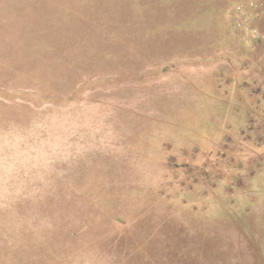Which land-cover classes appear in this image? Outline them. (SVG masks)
Masks as SVG:
<instances>
[{
  "label": "rangeland",
  "instance_id": "374dc122",
  "mask_svg": "<svg viewBox=\"0 0 264 264\" xmlns=\"http://www.w3.org/2000/svg\"><path fill=\"white\" fill-rule=\"evenodd\" d=\"M0 264H264V0H0Z\"/></svg>",
  "mask_w": 264,
  "mask_h": 264
},
{
  "label": "built area",
  "instance_id": "2783aa9c",
  "mask_svg": "<svg viewBox=\"0 0 264 264\" xmlns=\"http://www.w3.org/2000/svg\"><path fill=\"white\" fill-rule=\"evenodd\" d=\"M239 8V6H237ZM255 37H257V34L255 33Z\"/></svg>",
  "mask_w": 264,
  "mask_h": 264
}]
</instances>
